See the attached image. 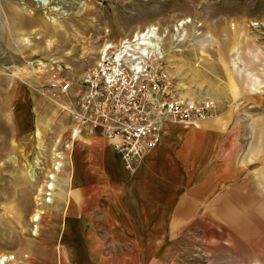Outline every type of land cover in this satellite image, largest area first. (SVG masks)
<instances>
[{
  "label": "rangeland",
  "instance_id": "1",
  "mask_svg": "<svg viewBox=\"0 0 264 264\" xmlns=\"http://www.w3.org/2000/svg\"><path fill=\"white\" fill-rule=\"evenodd\" d=\"M262 15L264 0H0V258L64 264L56 201L34 228L37 191L53 152L69 139L76 93L102 46L154 25L168 31L167 60L178 93L191 101L212 98L216 109L207 120L230 117L227 153L245 185L236 196L233 186L224 187L220 200L205 207L178 239L175 264H264L263 56L252 61ZM183 19L192 20L188 39L176 43L172 30ZM235 47L247 70L261 79L259 93L248 92L247 82L231 71ZM56 73L71 83L69 93L47 88ZM35 158L40 167L31 177ZM68 181L67 165L58 198Z\"/></svg>",
  "mask_w": 264,
  "mask_h": 264
},
{
  "label": "crops",
  "instance_id": "2",
  "mask_svg": "<svg viewBox=\"0 0 264 264\" xmlns=\"http://www.w3.org/2000/svg\"><path fill=\"white\" fill-rule=\"evenodd\" d=\"M257 21L260 40L253 63L258 55L264 60V15ZM231 54V71L247 82L248 92L259 93L262 81L247 70L239 48ZM229 119L168 123L158 146L134 170L98 137L89 138L87 146L77 144L67 164V192L56 198L64 264H175L178 239L205 207L220 200L224 187L233 186L234 196L245 187L227 153Z\"/></svg>",
  "mask_w": 264,
  "mask_h": 264
},
{
  "label": "built area",
  "instance_id": "3",
  "mask_svg": "<svg viewBox=\"0 0 264 264\" xmlns=\"http://www.w3.org/2000/svg\"><path fill=\"white\" fill-rule=\"evenodd\" d=\"M191 25L190 19L177 23L173 41L186 43ZM196 28L200 30L202 24ZM167 38L168 31L153 25L102 46L95 67L76 93L69 139L53 152L51 167L37 191L34 228L38 229L45 209L55 204L61 175L77 144L87 146L89 138L98 137L116 151L126 169L134 170L158 146L165 123L194 125L213 116L212 98L191 101L178 93L167 60ZM46 86L62 94L71 90V83L57 73Z\"/></svg>",
  "mask_w": 264,
  "mask_h": 264
},
{
  "label": "bare ground",
  "instance_id": "4",
  "mask_svg": "<svg viewBox=\"0 0 264 264\" xmlns=\"http://www.w3.org/2000/svg\"><path fill=\"white\" fill-rule=\"evenodd\" d=\"M178 23V22H177ZM252 24V23H251ZM150 26H153V25H150ZM197 35H199V36H201L202 35V33H200V32H198L197 33ZM209 38V37H208ZM184 97V96H183ZM63 109H65V110H67V111H69V109L70 108H68V107H65V106H63V105H60ZM71 111V110H70ZM168 123H175V122H167V123H165V125L163 126V129H162V133H161V137H162V135H163V132H164V130H165V128H166V125L168 124ZM176 124H183V125H191V124H189V123H176ZM161 137H160V139H161ZM160 141V140H159ZM29 166H30V168L28 169V171H27V175H29V176H31V177H33V173H32V171H34V170H36V169H38V167H40V161L38 160V159H34L33 161H31L30 163H29ZM31 221V220H30ZM15 260V258L14 257H6L5 255L4 256H1V258H0V264H10L12 261H14Z\"/></svg>",
  "mask_w": 264,
  "mask_h": 264
}]
</instances>
